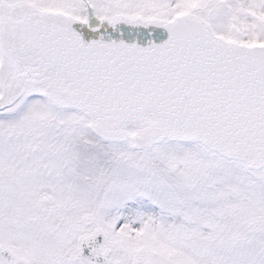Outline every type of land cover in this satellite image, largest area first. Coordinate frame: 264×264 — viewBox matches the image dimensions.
I'll use <instances>...</instances> for the list:
<instances>
[{
  "label": "snow or ice",
  "instance_id": "snow-or-ice-1",
  "mask_svg": "<svg viewBox=\"0 0 264 264\" xmlns=\"http://www.w3.org/2000/svg\"><path fill=\"white\" fill-rule=\"evenodd\" d=\"M0 264H264V0H0Z\"/></svg>",
  "mask_w": 264,
  "mask_h": 264
}]
</instances>
